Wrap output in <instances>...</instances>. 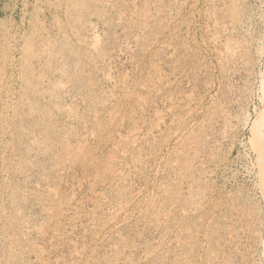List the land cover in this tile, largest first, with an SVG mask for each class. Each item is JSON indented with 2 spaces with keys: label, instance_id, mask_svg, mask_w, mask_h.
I'll return each instance as SVG.
<instances>
[{
  "label": "rangeland",
  "instance_id": "obj_1",
  "mask_svg": "<svg viewBox=\"0 0 264 264\" xmlns=\"http://www.w3.org/2000/svg\"><path fill=\"white\" fill-rule=\"evenodd\" d=\"M156 1L0 0V264H264V0Z\"/></svg>",
  "mask_w": 264,
  "mask_h": 264
},
{
  "label": "bare ground",
  "instance_id": "obj_2",
  "mask_svg": "<svg viewBox=\"0 0 264 264\" xmlns=\"http://www.w3.org/2000/svg\"><path fill=\"white\" fill-rule=\"evenodd\" d=\"M79 1V0H78ZM110 1V0H109ZM154 1V0H153ZM158 1V0H157ZM156 1V2H157ZM75 2V1H74ZM159 2V1H158ZM76 3V2H75ZM103 3H105V2H103ZM111 3V2H110ZM80 3H78V5H79ZM107 4V3H106ZM113 4V3H112ZM75 5V4H74ZM161 5V4H160ZM107 7V6H106ZM82 10V9H81ZM137 10V9H136ZM164 10V9H163ZM171 10V9H170ZM124 11V10H123ZM160 11V10H159ZM135 13V12H134ZM142 13H144V12H142ZM149 13V12H148ZM121 14V13H120ZM138 14V13H137ZM160 14V13H159ZM161 15H163V14H161ZM141 16V15H140ZM142 17H144V15L142 16ZM141 17V18H142ZM158 17V16H157ZM140 18V19H141ZM150 18V17H149ZM121 19V18H120ZM161 19H162V17H161ZM164 19V18H163ZM80 21H81V19H80ZM142 25H143V23H142ZM150 30H151V28H149ZM153 29V28H152ZM74 31V30H73ZM146 32V31H145ZM150 33V32H149ZM148 33V34H149ZM93 37H95V36H93ZM97 37V36H96ZM93 40H95V39H93ZM105 57V56H104ZM104 63V62H103ZM96 65V64H95ZM110 66V65H109ZM61 72V71H60ZM121 84V83H120ZM7 90V89H6ZM147 90V89H146ZM6 95V94H5ZM12 95V94H11ZM12 97V96H11ZM3 99V98H2ZM100 99V98H99ZM4 102V101H3ZM100 102V101H99ZM97 106V105H96ZM55 107V106H54ZM37 113V112H36ZM6 114V113H5ZM179 151V150H178ZM18 168H20V166L18 167ZM17 170V169H16ZM54 206V205H53ZM4 212V211H3Z\"/></svg>",
  "mask_w": 264,
  "mask_h": 264
}]
</instances>
